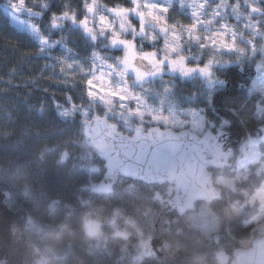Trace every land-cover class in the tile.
Returning a JSON list of instances; mask_svg holds the SVG:
<instances>
[{
	"label": "trees",
	"instance_id": "trees-1",
	"mask_svg": "<svg viewBox=\"0 0 264 264\" xmlns=\"http://www.w3.org/2000/svg\"><path fill=\"white\" fill-rule=\"evenodd\" d=\"M102 2L129 5V0ZM5 4L6 0H0V188L9 194V208L31 215L28 242L48 257V264H217L220 251L248 248L264 234V205L248 204L243 194L233 197L231 190H223L210 202H197L205 207L208 218L217 216L213 230L205 233L188 218L194 208L184 213L164 210L161 198L175 194L170 184L119 176L106 191L88 188L91 180L95 185L104 182V160L86 137V122L79 116H57L52 97L62 103L71 89L48 79V73L39 78L48 61L32 55L37 48L12 24ZM25 55L30 59L22 60ZM254 67L248 61L239 65L241 73L234 66L226 70L230 86L226 93L213 95L218 108L206 111L217 124L222 118L230 121L222 131L232 151L223 166L211 168L209 183L214 187L222 173L230 174L247 139L262 135L264 120L255 113L258 97L245 93L255 76ZM17 68L21 71L13 74ZM9 80L11 84L6 83ZM41 101L45 102L43 111L39 110ZM241 105L244 108L234 114L233 109ZM259 145L263 152L264 139ZM89 151L93 159L87 156ZM50 202L55 203L53 210ZM129 220L137 223L143 236L150 234L163 244L146 254L135 231L126 239L112 235L115 228H128ZM93 221L100 225L99 237H90L86 231Z\"/></svg>",
	"mask_w": 264,
	"mask_h": 264
},
{
	"label": "snow or ice",
	"instance_id": "snow-or-ice-1",
	"mask_svg": "<svg viewBox=\"0 0 264 264\" xmlns=\"http://www.w3.org/2000/svg\"><path fill=\"white\" fill-rule=\"evenodd\" d=\"M129 5L109 6L102 0L78 4L75 0H8L7 15L37 48L32 55L48 61L39 78L48 73V79L71 89L62 103L52 97L57 116H79L97 127L103 117L106 130L109 120H118L131 131L134 122L143 124L145 118L177 126L189 120L197 127L225 130L229 120L213 123L205 109L181 107L175 82L164 77L191 81L196 91L187 100L206 99L209 104L216 89L227 87L217 73L232 66L250 61L260 73L257 79L264 81V0H129ZM173 11L190 23L170 17ZM229 18L236 25L228 23ZM193 46L198 55L191 54ZM203 57H208L206 62ZM29 59L30 55L22 57ZM17 71L21 69H13V74ZM157 80L159 90L154 87ZM259 91L255 113L264 120V86ZM44 107L41 101L39 110ZM97 108L100 113H95Z\"/></svg>",
	"mask_w": 264,
	"mask_h": 264
},
{
	"label": "water",
	"instance_id": "water-1",
	"mask_svg": "<svg viewBox=\"0 0 264 264\" xmlns=\"http://www.w3.org/2000/svg\"><path fill=\"white\" fill-rule=\"evenodd\" d=\"M253 74L260 75L255 67ZM100 120L101 126L89 120L86 127L104 160L103 179L108 184H115L119 176L146 183H169L176 193L163 208L178 213L193 209L198 201L210 202L220 196L209 183L210 169L223 166L232 151L221 130L197 135L189 129L153 126L128 136L111 128L109 122L106 130ZM8 197V192L0 188V264H48L47 257L37 255L38 247L27 241L31 215L23 209L9 208ZM159 244L163 242L151 238L150 253ZM217 259V264H264V235L248 248L220 251Z\"/></svg>",
	"mask_w": 264,
	"mask_h": 264
},
{
	"label": "rangeland",
	"instance_id": "rangeland-1",
	"mask_svg": "<svg viewBox=\"0 0 264 264\" xmlns=\"http://www.w3.org/2000/svg\"><path fill=\"white\" fill-rule=\"evenodd\" d=\"M6 1L8 4V0H6ZM7 4H5V9L7 7ZM128 6H130V5H128ZM169 16L174 18L175 20L181 21V23H184V22H186L184 24L190 23L189 19L186 16L179 15L175 11L170 12ZM9 19L11 20L10 17H9ZM21 19H24V17H21ZM11 22L18 29H21L15 22H13L12 20H11ZM133 23L137 24V27H138V22L135 19H133ZM228 23L236 25V21L231 19V18L228 19ZM214 27L218 28L219 25L216 24V25H214ZM245 35H247V34L245 33ZM161 44H162V41H161ZM148 50H151V49L148 47ZM58 51L59 50H57V52ZM194 52L196 53V55L199 54V50L193 46L191 54L194 55ZM114 54L115 55H122L121 52H115ZM222 58L223 59H229L228 56H224ZM202 59L204 62H206L208 57H203ZM257 62H259V59H257ZM217 75H218V73H217ZM259 76L260 75H255L251 79L249 87L247 89H245L246 95H254L258 98L261 96L259 89L262 86H264V81L257 79ZM164 79H165V81H169V80L173 81L171 76H168V75H166L164 77ZM174 82H175V80H174ZM154 87L159 90L161 88V82L159 80H157L154 84ZM187 87L191 90L186 89ZM250 90H251V92H250ZM195 91H196V89L193 87V84L189 83V82H187V83L185 82L184 86H180V85L176 86L175 93H176V97H177L178 101L180 102L181 107H183V108H199V107H201L199 105L206 103V99L205 100L196 99L195 101H192V102H189L187 100L188 95L191 92H195ZM203 109H205V112L207 110L214 111V110H212V108H209V107H207V108L205 107ZM100 111H101V109H99V108L95 109V113H100ZM163 115L167 116V112L165 111L163 113ZM206 117H207V115H206ZM100 118L103 119V117H100ZM221 120H225V119L222 118V119H220V121ZM108 122L111 124H116V128L119 131H121L122 133L127 134L128 136H134L135 134L139 133L140 131H144L146 129H149L154 125L161 126V127H170L174 130L189 129V130L195 132L197 135H202V134L214 129V128H204L203 126L197 127L196 125L192 124L189 120H185L182 125L177 126L175 124L152 123V122H149L148 118H145V122L143 124H138V123L134 122L132 124L133 130L130 131L127 128L120 125L118 120L117 121L109 120ZM213 123H215V121ZM137 128H139L140 131H136L135 129H137ZM86 137H87V139H89V141L91 143H93L92 139H91L90 131L87 132ZM262 139H264V127L262 128V135L259 138L249 137L247 139L248 141L245 143V145L241 149V155L242 156L238 161H236L234 163V166L231 168L232 170H231L230 174H228V175L223 174V173L221 174L222 176H220L217 183H215V187L219 191V193H222L223 190H225V191L231 190L233 197H236L240 194H243V201L248 203V204H253V203L259 202V203L264 205V151L260 152L258 149L260 147L259 144H260V141ZM93 146H94V143H93ZM87 156L90 159H93V157H94L93 153L91 151L88 152ZM243 182H245V184H242ZM210 185H212V184H210ZM88 188L106 191L109 188V184L106 183L105 181L104 182L101 181L98 185H95L93 183V181L91 180V181H89ZM167 188H169V187L167 186ZM167 190H169V189H167ZM237 200L238 199L236 198L235 201H237ZM165 201L166 200L161 198V203L163 205L166 204ZM54 205H55V203L50 202L49 209L53 210ZM193 208H194L193 212L188 214V218L190 219V222L192 219V221L194 223L193 227L199 231H203L205 233H210L215 226L217 216L212 215L210 218H208V214L204 211L205 207L197 205V203L195 204V207H193ZM115 213H118V211L116 210ZM131 222H135V221L129 220L128 221V228H115L112 232V235L118 236L122 239H126L130 236L131 231H135V233L138 236H140V238L142 239L141 245H144V247H145L144 253L147 254L148 251L151 249L150 239L153 237L150 234H148L147 236H143L144 231L141 228H139V226L137 225L136 222H135V226H133V224ZM86 231L90 237H97L98 235L100 236V225H99V223H97L96 221L95 222L93 221L92 225L89 224Z\"/></svg>",
	"mask_w": 264,
	"mask_h": 264
},
{
	"label": "flooded vegetation",
	"instance_id": "flooded-vegetation-1",
	"mask_svg": "<svg viewBox=\"0 0 264 264\" xmlns=\"http://www.w3.org/2000/svg\"><path fill=\"white\" fill-rule=\"evenodd\" d=\"M234 67H236V69H237V73H241L242 71V69H240L239 68V64H237L236 66H234ZM218 76L222 79V80H224V81H226L225 80V71H222V72H218ZM171 78H172V80L174 81L175 80V84H176V86H184L185 85V82L187 83V82H189V83H192L191 81H185L184 79H182V78H180V77H178V76H171ZM174 78V79H173ZM227 82V87L228 86H230V83H229V81H226ZM239 83H240V81H239ZM244 84H242V86H243ZM197 87H199L198 85H197ZM226 87V88H227ZM226 88H219V89H216L214 92H213V94H212V97H213V95H215V94H217L218 92H227L226 91ZM212 97H211V103L209 104V103H204V104H201V105H199V106H201L202 108H207V107H209V108H212V110H216V108H218L216 105H215V100L214 99H212Z\"/></svg>",
	"mask_w": 264,
	"mask_h": 264
},
{
	"label": "clouds",
	"instance_id": "clouds-1",
	"mask_svg": "<svg viewBox=\"0 0 264 264\" xmlns=\"http://www.w3.org/2000/svg\"><path fill=\"white\" fill-rule=\"evenodd\" d=\"M133 224V226H135V222H131Z\"/></svg>",
	"mask_w": 264,
	"mask_h": 264
}]
</instances>
